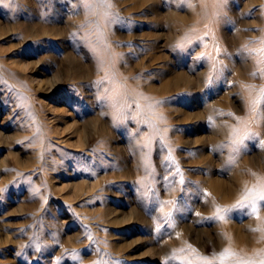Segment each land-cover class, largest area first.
<instances>
[{
  "label": "rangeland",
  "instance_id": "374dc122",
  "mask_svg": "<svg viewBox=\"0 0 264 264\" xmlns=\"http://www.w3.org/2000/svg\"><path fill=\"white\" fill-rule=\"evenodd\" d=\"M152 1L0 0V264H198L225 221L263 238L206 181L264 174V143L241 142L264 129V0H226L218 32L198 0H175L174 23ZM179 73L192 84L162 89ZM115 94L140 109L114 119Z\"/></svg>",
  "mask_w": 264,
  "mask_h": 264
},
{
  "label": "bare ground",
  "instance_id": "6f19581e",
  "mask_svg": "<svg viewBox=\"0 0 264 264\" xmlns=\"http://www.w3.org/2000/svg\"><path fill=\"white\" fill-rule=\"evenodd\" d=\"M148 2H149V0H133V5H132L131 9H134L135 12H136V10H138V11L142 10V13L145 14L146 12L144 11V9L146 7H144V6H146ZM226 2H227L226 0H198V4L195 5V11H194L195 15H194V17L197 18L198 14L200 15V17H202L203 15L204 16L207 15L206 18L213 17L211 19V25H213L214 31L218 32L219 28L221 26V21L224 18L223 15H222L223 17L220 15V11L222 10V7L226 4ZM152 5L154 6L153 7L154 9L150 8L149 10L153 13L152 19L154 20V23H155V22H158V18L160 17L159 16V11H158L159 10V6H158V3H157V0L156 1L153 0L152 1ZM166 18H167L168 22H170V23H172V22L174 23V21L175 22H179V21H187L188 20V18H186V17H184V16H182V15H180L178 13V11H177V3H175V0H171L170 1ZM152 28L155 29L156 25H152ZM216 35L218 36V39H219L218 33ZM154 37H155V39L159 38V34H154ZM171 38L173 39L174 36H170V39ZM154 58L155 57H153V59ZM211 58H212V61H214L213 60V56H211ZM211 58L208 57L209 60H211ZM224 60H225V58H224ZM206 73H207L206 71H202L200 73L202 81H204L203 77L206 75ZM189 77L185 76L183 74H180V73L176 74L170 80H168V81L164 80V81L161 82L162 83V89H164L166 91H169L173 85L178 87V85H180L179 82L182 83L181 81L184 82L183 84L188 86V84H190V82H191V79ZM197 79H198V77H197ZM194 80H195V78H194ZM171 81H173V82H171ZM195 83H196V81H195ZM114 96H116V94ZM212 101L214 102V100H212ZM207 110H210V109L207 107ZM259 112H260V115H261V111H259ZM221 129H222V133L226 132L225 126L222 127V125H221V128H219L217 130L214 129L212 132L215 135V134H218V132ZM255 133H256L255 137H256L257 141H264L263 125L262 126L261 125L257 126ZM200 139L201 138L197 139L196 142L200 141ZM238 153L240 155V158L238 160V164H240V162H241L240 159L241 158L244 159V162L246 163V160H245V158L243 156L244 155V149L242 147L239 149ZM256 174L259 176L258 172H253L252 176H249V177H246L244 174L243 175L234 176L233 179L235 180V183H233L232 186L229 187V188H226L224 182H222L220 180H217V179H213L212 177H208V179L206 181V184L211 189H213V191H215V193L217 194V200H216L217 202L215 203V205L218 208H220L221 207V205H220L221 203H223V204L224 203H228V201H233L237 197H242L243 193L246 190L253 189L258 184H261V182L264 183V174L261 175V173H260V177H261L260 180L257 181V182L254 181L255 179H259L256 176ZM74 185H76V184L74 183ZM76 186H78V189H81V190L84 189V188H87V184L86 183H78V185H76ZM233 186H237L239 188V191L237 192V194H234V195L232 193H233V190H235L236 188L233 187ZM241 191H242V193H240ZM229 193H231V197H230ZM81 196H82V194H81ZM225 216L228 218L227 213L226 212L225 213L222 212V217L225 218ZM259 217H260L259 221L256 218H255V220H252V221H255L256 228L258 229V231H257L258 236H259V234L260 235H264V210L259 211ZM224 223H225L226 232L229 234L228 235L229 238L226 241L221 242V245L223 246L224 249L230 248L231 251L237 253L239 256L244 257L246 259H257L258 258V254H264V236L261 239L257 238V237H256V239H254V238H251V236H246L245 237L244 235H240L239 233L236 232V230H235L236 229L235 228L236 223L235 222L228 223L227 221H225ZM248 231L250 232L252 230L249 229ZM252 232L255 233L256 231H252ZM252 232L249 233V235L252 234ZM247 237H249L251 239L250 242L246 241Z\"/></svg>",
  "mask_w": 264,
  "mask_h": 264
},
{
  "label": "snow or ice",
  "instance_id": "6c2138e0",
  "mask_svg": "<svg viewBox=\"0 0 264 264\" xmlns=\"http://www.w3.org/2000/svg\"><path fill=\"white\" fill-rule=\"evenodd\" d=\"M99 2L110 7V4H107V0H99ZM262 43H264V41H262ZM261 53H264V49L261 50ZM261 53H255L254 55H261ZM261 59L264 60V56H261ZM101 65H103V61H101ZM256 75V73H253L254 78L256 77ZM261 78H264V74H261ZM106 79H108L107 75ZM103 83L104 81H98L97 85L99 86ZM111 83L113 84V89L115 90V88L117 87L116 82L113 80L111 81ZM142 98L147 99L146 97ZM103 102L105 106H110L115 111L116 115L114 116V119H130V117L125 112V108H131L133 103H135L136 110L140 109V105L138 103L134 101L130 102L126 97H124L123 101L121 102V100H119L117 96L108 95L103 97ZM258 103L260 105H264V89L260 90V100L253 101L251 105L252 111L256 110ZM151 107V105H148L149 109H151ZM261 113L262 116L258 117L257 121L254 122H258L259 119L264 118V107L261 108ZM255 136L256 133H246L241 142L243 141V139H253ZM261 143H264V141H262ZM236 208L238 210L244 211L246 215H248L247 209L250 208L251 215L259 220V211L264 210V183L258 184L253 189L246 190L243 193L241 200L238 202ZM217 211L227 212L229 210L218 209ZM220 218L224 219V217ZM252 231H258V229H253ZM196 259L198 261V264H264V254H258L257 259H246L231 251L230 248L224 249L219 254L213 253L212 257H204L197 254ZM189 264H191V262H189Z\"/></svg>",
  "mask_w": 264,
  "mask_h": 264
}]
</instances>
